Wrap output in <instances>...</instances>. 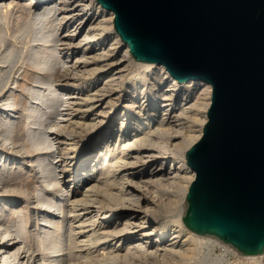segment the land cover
I'll list each match as a JSON object with an SVG mask.
<instances>
[{
	"label": "bare ground",
	"instance_id": "1",
	"mask_svg": "<svg viewBox=\"0 0 264 264\" xmlns=\"http://www.w3.org/2000/svg\"><path fill=\"white\" fill-rule=\"evenodd\" d=\"M10 10L26 12L33 25L28 31L36 44L25 51L27 67L23 63L40 76L32 74L37 82L26 89L42 104L24 108L28 121L17 130L20 102L15 87L5 90L10 70L17 67L15 50L6 49L0 54V264H128L139 253L148 257L161 251L175 261L200 259L199 246L215 238L198 236L183 223L195 178L186 151L202 137L212 85L180 82L164 65L136 62L114 28V13L97 0H0V26ZM133 67L145 75L122 89L125 72ZM63 68L72 76L56 72ZM56 79L64 83L55 86ZM46 95L55 97L46 100ZM119 103L127 110L121 124L112 116ZM92 134L96 146L79 155L85 136ZM32 153L35 159L28 161ZM168 154L179 159L172 167L166 164ZM149 164L154 166L146 171ZM28 172L38 183L36 189L27 180L35 195L14 183ZM138 176L145 179L142 189L153 187L147 194L134 182ZM160 194L168 196L167 203L157 204ZM173 212L171 227L177 230L166 240L168 225L162 231L159 217ZM30 223L36 228L28 229ZM245 259L264 264V253Z\"/></svg>",
	"mask_w": 264,
	"mask_h": 264
},
{
	"label": "water",
	"instance_id": "2",
	"mask_svg": "<svg viewBox=\"0 0 264 264\" xmlns=\"http://www.w3.org/2000/svg\"><path fill=\"white\" fill-rule=\"evenodd\" d=\"M136 62L212 85L183 223L242 256L264 253V0H97Z\"/></svg>",
	"mask_w": 264,
	"mask_h": 264
},
{
	"label": "rangeland",
	"instance_id": "3",
	"mask_svg": "<svg viewBox=\"0 0 264 264\" xmlns=\"http://www.w3.org/2000/svg\"><path fill=\"white\" fill-rule=\"evenodd\" d=\"M10 12V13H9ZM4 15V18L1 20V28H2V35H3V40L0 42V54L1 53H3L6 49H8V48H13L14 50H15V63H16V66L17 67H14L12 70H10V72H9V74H8V77L9 76H11L10 78H9V80H8V82H7V84L9 85H6V87L8 88V89H6L5 88V90L7 91V92H11V90L15 87V92H16V94H17V97H16V100L17 101H19L20 103L18 104V113H16V116L18 117V118H16V120L19 122V125H20V128L19 129H17V130H22L25 126H26V124H27V121H28V119H27V115H25V116H23V114H24V112H25V110H24V108L25 107H27L28 105H33V103L34 102H36L37 100L30 94V90L29 89H26L27 87H30V85H32V83H33V85H35L36 83L35 82H37V80L36 81H34L33 82V77L31 76L32 74L34 75V78L36 79V77H40L39 75L37 76V74H34L36 71H34L33 69H32V67L30 68H26L27 67V62L25 61V59H24V55H25V51H27V49L28 48H31L32 46H34L35 44H36V40H34L33 38H32V36H31V31H28V30H31L32 28H33V25L32 24H30L29 23V21H30V19L28 18V15H27V13L26 12H20V11H13L12 12V10H10V11H7V13H4L3 14ZM2 17V15H0V18ZM73 24L72 25H70V27H69V30L71 31V30H73ZM84 32H87V29H86V31H84ZM123 51H124V49L123 48H121L120 49V53H123ZM23 62H25V64H26V67H25V65H24V63L22 64ZM21 65H20V64ZM18 64H19V66H18ZM23 68H22V67ZM18 68H19V70H18ZM58 70H64L63 72H67L70 76H72V74H73V71L71 70V69H67L66 68V70L63 68V69H57L56 70V72L58 71ZM28 71V72H27ZM29 71H30V74H29ZM71 71V72H70ZM143 69H141V71L139 70H137V68L136 67H133V68H131V69H129V70H127L126 72H125V77H124V83H122L121 84V86H122V89H126V88H128V87H130V85H131V83L132 82H134L137 78H139V77H141L142 75H145V72L143 73ZM24 72H26V76L25 75H23L24 74ZM32 72V73H31ZM59 72V71H58ZM27 73L29 74V76L27 75ZM140 73V74H139ZM23 75V76H22ZM13 76V77H12ZM19 76V77H18ZM29 78L30 80H28L27 81V79H24V78ZM13 78V79H12ZM11 79V80H10ZM22 79H24V80H22ZM34 79V80H35ZM37 79H39V78H37ZM127 79V80H126ZM14 80L16 81V82H18L17 83V85H16V83H13L14 82ZM20 80H22V82L20 81ZM41 80V79H40ZM12 81V82H11ZM126 81V82H125ZM25 82V83H24ZM32 82V83H31ZM57 82V83H56ZM12 83V84H11ZM21 83H24L23 85L21 84ZM63 84L64 83V80L63 81H61V80H59V79H56V81H55V83H54V85L56 86V85H59V84ZM22 85V86H21ZM54 85H52V86H54ZM124 85V86H123ZM167 84L165 83H163V85H162V87H165ZM12 88H11V87ZM17 86V87H16ZM19 86H20V88H19ZM54 86V87H55ZM48 86L46 85H43V88H44V90H43V88H41L42 90H43V94H47L48 93ZM10 88V89H9ZM17 88H19V89H17ZM21 89V90H20ZM46 89V90H45ZM5 91V92H6ZM52 94H54V93H52ZM120 94H121V92H120ZM123 94V93H122ZM139 93H137L136 95L138 96V97H136V98H134L136 101H137V105L139 104V102L141 103L142 102V96L141 95H138ZM135 95V96H136ZM134 97V94H131L130 93V95H129V98L131 99V98H133ZM53 97H55V96H53ZM53 97L52 96H47L46 95V100H48V98H51V99H53ZM139 100V101H138ZM36 104H39V105H41L42 104V102L39 100V102L37 101V103ZM125 103H119L118 104V106H117V112L116 113H112V116H116V118L118 119V121L117 122H119L120 121V124H121V121H122V119L120 118L121 116H122V114H123V112H127V110H123L122 111V109H123V105H124ZM122 106V107H121ZM21 110V111H20ZM41 110H43V109H41ZM120 110V111H119ZM22 113V114H21ZM21 114V115H20ZM118 115V116H117ZM22 116V117H21ZM21 118V119H20ZM20 119V120H19ZM132 125V126H131ZM133 123H130V125H128V127H130L131 128V130L133 129ZM50 129V126H48V130ZM55 129V128H54ZM53 129V130H54ZM42 131L44 132V129L42 128ZM68 131V130H67ZM88 134V133H87ZM86 137V140L81 144V146H80V150H78L77 151V153L79 154V155H81V156H85V155H88L89 154V152H90V150L91 149H93V146L95 145V139H96V136H94L93 137V134H92V136L91 135H88V136H85ZM97 144V143H96ZM11 147L12 145H8V147ZM96 146V145H95ZM173 147H171V145H170V149H172ZM36 153V152H35ZM32 154H34V153H32ZM35 155L36 154H34L28 161H30V160H34L35 159ZM169 155V158H168V161H169V159H170V161L168 162V163H166L167 164V167H172V165H174V163L176 162V160L178 161L179 159L178 158H175V157H173V155H170V154H168ZM23 156H25V154L23 155ZM80 160V158H77L76 159V162H78ZM173 160V161H172ZM171 162V163H170ZM173 162V163H172ZM170 163V164H169ZM90 164H92L91 162H90ZM140 165L139 166H141L142 165V163H139ZM149 166V167H148ZM154 166V164L153 165H151V164H149V165H147L146 166V171L147 170H150L151 169V167H153ZM176 167H177V169H178V167H179V165H177V163H176ZM148 168V169H147ZM141 169H143V167L141 168ZM78 172V171H77ZM77 172H76V174H77ZM31 173H33V172H28V173H24V175H22L21 177H16L15 179H14V183L15 182H17V183H19V184H21V183H23L24 182V184H26V181L28 180V181H30L32 184H34V186L36 185L34 182H35V179H34V177H33V175H35L34 173L33 174H31V176H32V179H30L31 178V176H30V174ZM75 173H73V175H74ZM30 177V178H29ZM19 180H18V179ZM33 179H34V181H33ZM16 180V181H15ZM145 181V179L143 180L141 177H137L136 179H135V181L134 182H136V185L138 186H140V189H142V185H144L143 183H141L142 181ZM20 181V182H19ZM23 181V182H22ZM27 181V182H28ZM140 181V182H139ZM30 182H28L27 183V185H24V184H21V185H24V186H20L19 184H17L16 183V185H18L19 187H23L24 188V190L25 191H27V190H29V193H31L32 192V194H34L35 195V193H33L34 191L33 190H35V192H36V189H37V187L36 186H38V183H37V185L35 186L36 187V189L33 187V185L30 183ZM139 182V183H138ZM70 182H68L66 185L67 186H70V184H69ZM31 184V185H30ZM142 184V185H141ZM25 186H26V188H25ZM27 186H30V188H31V186H32V188H31V190H30V188L28 189L27 188ZM51 189V188H50ZM151 189H153V187H149L146 191H145V187H143V194H147L148 192H149V190L151 191ZM145 191V192H144ZM45 192V195H46V193L48 194V190L47 191H44ZM43 192V193H44ZM42 193V195H44ZM153 195V194H152ZM33 196V195H32ZM32 196H31V194H30V198L32 199V201H34V198H32ZM160 196H161V194H160ZM160 196H158L157 197V199L159 200H157L156 199V201H157V204H160V203H162L163 201H165L166 200V202H163V203H167L168 202V198L166 199V197H168L167 195H166V197H165V195H163L162 194V196H164V197H160ZM57 197H59V194H58V196H56V198ZM165 199V200H164ZM161 200V201H160ZM155 201V202H156ZM34 203H35V201H34ZM36 204V203H35ZM35 204H33V205H35ZM32 206V205H31ZM36 206H38V204L36 205ZM35 211H36V209H31V214L32 215H34V217H35V215H37V212H36V214H35ZM162 216H160L159 217V222L163 225V229H162V231L165 229L164 227L166 226V225H168V228H166L165 229V231H167V234H166V240L167 239H169L170 237H171V235L173 234V232L175 231V230H177L176 228H172L171 226H172V222H173V220L175 219V217H176V215H177V212H173V213H171V214H166V213H162L161 214ZM167 215V216H166ZM33 217V216H32ZM32 218V219H35V218ZM48 221V220H47ZM47 221H46V223H47ZM35 223H30L29 224V226H28V229H31V230H33V229H35L36 227V224L34 225ZM165 224V225H164ZM199 236V235H198ZM202 237V236H201ZM203 237H205V236H203ZM206 237H208V236H206ZM212 238H214V237H212ZM216 239V238H215ZM215 239H213L212 241H215V242H213V243H203L202 245H200L199 246V250H200V259H198V260H192V261H175L174 259H172L170 256H167V255H163V252L161 253V252H157L156 254H154V255H150V256H148V257H146L145 255H143V254H141V253H139V254H137V257H136V259H134V260H132V261H129V263L130 264H248V263H250L249 261H251V260H248V259H245L247 256H242V255H240L235 249H233L231 246L229 247L228 245H225L224 246V244L223 243H221V241H219L218 239V241L217 240H215ZM165 241V240H164ZM226 246H228V247H226ZM100 247L98 246L96 249H99ZM235 250V251H234ZM101 252H102V250H101ZM250 257H257V256H250ZM215 258H218L219 260H220V263H216V262H214V259ZM128 263V264H129ZM122 264V263H121Z\"/></svg>",
	"mask_w": 264,
	"mask_h": 264
}]
</instances>
